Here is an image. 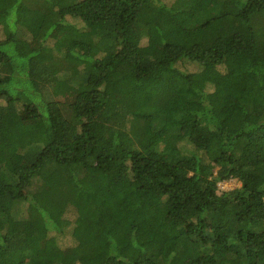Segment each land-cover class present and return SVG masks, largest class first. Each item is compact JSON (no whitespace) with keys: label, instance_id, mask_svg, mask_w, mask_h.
Returning <instances> with one entry per match:
<instances>
[{"label":"trees","instance_id":"1","mask_svg":"<svg viewBox=\"0 0 264 264\" xmlns=\"http://www.w3.org/2000/svg\"><path fill=\"white\" fill-rule=\"evenodd\" d=\"M0 8V264H264V0Z\"/></svg>","mask_w":264,"mask_h":264},{"label":"rangeland","instance_id":"2","mask_svg":"<svg viewBox=\"0 0 264 264\" xmlns=\"http://www.w3.org/2000/svg\"><path fill=\"white\" fill-rule=\"evenodd\" d=\"M165 1H167V0H165ZM3 7H4V5H3ZM2 8H0V10H2ZM70 21L73 22L72 20H70ZM0 39H2L1 31H0ZM156 46H158L157 43H156ZM178 67H180L181 70H186V71H190V72L195 70V66L193 64H190V63H184L183 65L181 63V64H179ZM73 92L74 91H73L72 88H70V87L67 88L66 93H65V98H66L67 101H70V100L72 101V99L74 98ZM41 185H42L41 178L39 176H37L31 181L30 185L24 190V193L27 194V195H31ZM239 186H240V183H239L238 180L231 179V180L219 183L218 184V191L226 192V191L233 190L235 188H239ZM25 213H26V207H24V208L21 207V209L17 213H15V215L13 216V218L15 220H13V222H12V227L18 226V225H20V224H22L24 222V220L26 218ZM59 243H60L62 248L66 247V246H70V244H72L66 238L61 239L59 241Z\"/></svg>","mask_w":264,"mask_h":264}]
</instances>
